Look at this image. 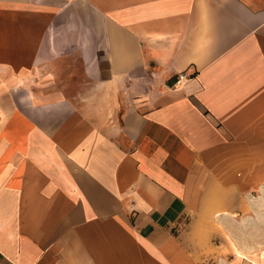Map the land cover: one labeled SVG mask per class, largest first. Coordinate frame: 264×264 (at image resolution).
<instances>
[{"label": "crops", "instance_id": "0c3cea01", "mask_svg": "<svg viewBox=\"0 0 264 264\" xmlns=\"http://www.w3.org/2000/svg\"><path fill=\"white\" fill-rule=\"evenodd\" d=\"M261 187L264 0H0V264H249Z\"/></svg>", "mask_w": 264, "mask_h": 264}, {"label": "rangeland", "instance_id": "374dc122", "mask_svg": "<svg viewBox=\"0 0 264 264\" xmlns=\"http://www.w3.org/2000/svg\"><path fill=\"white\" fill-rule=\"evenodd\" d=\"M36 119L40 121L41 118L40 119L36 118ZM262 189H264V187L259 188V190L257 191V196H255L257 199V210H258L257 213H253L251 217L249 213H244L242 214V217H241V220L249 221V219H252V221L258 222V225H257L258 227L256 229L252 228V232H256L255 235L257 236V241H256L257 250L254 251V254L256 255V257H253V259L251 260L252 262H250L249 264H254L256 262H259V260L257 261L259 257V255L257 254L261 253L260 252L261 250H263V253H264V190ZM241 233L243 237H246L247 235H249L250 230L243 229L241 230Z\"/></svg>", "mask_w": 264, "mask_h": 264}, {"label": "built area", "instance_id": "2783aa9c", "mask_svg": "<svg viewBox=\"0 0 264 264\" xmlns=\"http://www.w3.org/2000/svg\"><path fill=\"white\" fill-rule=\"evenodd\" d=\"M184 78H185L184 76H181L180 79L178 80V84H179L182 80H184Z\"/></svg>", "mask_w": 264, "mask_h": 264}]
</instances>
